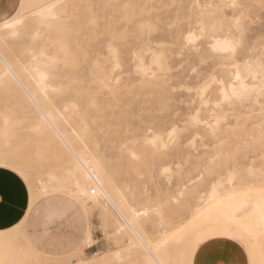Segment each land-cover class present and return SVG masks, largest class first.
<instances>
[{"label": "rangeland", "instance_id": "374dc122", "mask_svg": "<svg viewBox=\"0 0 264 264\" xmlns=\"http://www.w3.org/2000/svg\"><path fill=\"white\" fill-rule=\"evenodd\" d=\"M11 2L10 15L0 12V165L35 193L9 230L13 248L0 242V264H146L95 183L77 190L72 154L15 90L9 67L33 85L30 64L47 72L42 105L105 172L154 253L204 264L211 243L220 264H254L243 253L251 242L264 264L242 226L264 208V0ZM4 19L18 21L15 31ZM253 195L252 217H232L242 225L215 219Z\"/></svg>", "mask_w": 264, "mask_h": 264}, {"label": "bare ground", "instance_id": "6f19581e", "mask_svg": "<svg viewBox=\"0 0 264 264\" xmlns=\"http://www.w3.org/2000/svg\"><path fill=\"white\" fill-rule=\"evenodd\" d=\"M1 22H2L3 26L9 28L11 31H15L16 24L18 23V21L15 20V19H4ZM217 43H218L216 45L217 48H221V49H224V48H227V47L229 48V44L227 42H221V43L217 42ZM0 59H5L4 58V54L1 51V48H0ZM9 69L13 73V76H14L16 82H17L15 90L19 91V93L21 94V97L24 100H26L28 102V104H30L31 106H34L36 108L35 111H36V116L38 117L37 119H38V122H39V127L48 136H50L51 140L53 141V143L55 144V146L58 149H62L63 146L65 145L66 148L72 154V159H70V161L73 164V170L77 169V173H78V174H75V177H74L75 185L78 188L77 190L80 191L82 194L86 193V190H85L84 185H83V180H85V181L86 180L93 181L95 183V185L98 187L100 193H102L105 201H107V203L110 204V206L122 218L124 224L129 228L130 232L136 237L137 244L135 245L136 248L134 250L136 255L139 254L140 257L143 256V258H144L143 260H144V262L146 264H169L168 259L167 258H163L165 256L157 255L156 253L153 252V250L151 249V245H150L149 241L138 230L139 228L138 229L136 228V226H135L136 223H135V220L133 219V214H131L129 212V210H127V209L122 207L123 204L120 203L121 201L116 197V194L114 195V190H113V188H112V186H111V184H110L105 172L102 171L97 165L92 164L91 159H89L88 155L84 151H81L82 149L79 150V149H76L75 147L72 146V144L68 141L65 132L59 127V125L54 120L52 112L49 109H46L42 105V103L39 100L38 96L41 94L39 90L45 88L46 85H47L46 84V78H47L46 70L43 69L39 65L30 64L29 70L33 74V76L35 77V83L33 85H31L28 82L27 78H24V76L21 73V71H19V70H15L14 71L10 67H9ZM39 184H41V183H39ZM53 186H52V188L54 190L56 187H53ZM60 191H62V190H60ZM38 192L44 194L45 193V189L42 187V188L39 189ZM91 192H95V190L89 189V193H91ZM29 193H30V203H31V199H32V197L34 196V193H35L34 189H33V186L29 187ZM215 194H216V191H215ZM234 194H236V193H234ZM254 196L255 195H253L252 198L251 197L248 198L249 200L246 199V201H247L246 204L244 203L246 201H244L243 199H242V201H243L242 203L239 202V197H238V201H236V202L237 203L239 202L240 204L238 203V207H237V204L234 206L235 202L233 201L234 202L233 209H232V211L229 210V212H227L226 210L229 208L228 206L230 205V203L227 204L228 208L225 207L227 209H224L222 207H221L222 209H218L217 208L218 209L217 211L221 210L222 212L223 211L224 212L221 214L222 217L218 216L219 218L218 217L216 218V216H215V219H219L220 221H224V220L228 221V220H230L229 222H233V220L231 221V219L235 220V218H232V217H235V216H238V215H241V214H242L243 217H244V215H246L247 217H252V216H250V213L254 214L256 216V220L254 221V224L252 226H249L248 224H245L239 218H238L239 220L238 219L237 220L240 221V223H238L240 225H242L244 223L242 225L244 227V229L247 230L250 234H252L258 240L259 245H260V247L262 249V254L264 255V208L257 207V208H254L255 210H252V211H254V213L252 211H250V213L249 212L247 213V209L249 208L248 210H250V208L252 206V201H253V205L257 204V202L254 201ZM256 196H257V194H256ZM256 196H255V198L257 199ZM211 197L214 198L215 196H211ZM216 197H218V194H217ZM219 199H220V197H219ZM235 199H233V200H235ZM251 199H252V201L249 204L248 202ZM215 201H216V199H215ZM215 201H213V202H215ZM219 201L223 202V199H221ZM229 202H230V200H229ZM219 204H221V202ZM29 206H30V204H29ZM221 206H223V205H221ZM235 207H237V208H235ZM101 210H102V212H104V214H107V213L110 214L106 203L103 204ZM243 211H244V214L241 213ZM245 211H246V214H245ZM230 212H232V213H230ZM217 213H219V212H217ZM246 216L244 218H247ZM24 219H25V216L20 221V224H23ZM212 219H214V218H212ZM208 220H210V219L207 218V221ZM237 220H235V221L237 222ZM116 222H118V230L124 228L123 224H121L120 221L116 220ZM241 222H242V224H241ZM9 230H10V228L9 229H5V230H0V242L1 243H6L7 242V244L9 246L11 245L12 248H13L14 242H13V240L10 239ZM20 235H21V237L24 240L25 239L27 240L25 233L20 231ZM87 236H89V235L87 234ZM27 242L28 241H26V243ZM140 249H142L144 251L142 252V251H140ZM113 255L117 256L118 253L116 252ZM106 258H107V256H101V257H99L98 259H96L94 261L97 264H100L103 261H105Z\"/></svg>", "mask_w": 264, "mask_h": 264}, {"label": "crops", "instance_id": "0c3cea01", "mask_svg": "<svg viewBox=\"0 0 264 264\" xmlns=\"http://www.w3.org/2000/svg\"><path fill=\"white\" fill-rule=\"evenodd\" d=\"M12 7L13 4L11 0H0V12L10 15ZM29 204L30 193L25 180L15 171L0 165V230L9 229L18 224L24 216L26 217ZM86 233L87 230L85 234ZM248 237L252 239L249 234ZM202 253V255H204V261L202 263L204 264H220V261L223 260L224 256L220 250V246L211 243L202 249ZM243 253H245V256L250 262H252V260V263L254 264L255 262H261L259 260L261 258H259V255L251 242L247 244V250ZM194 262L196 264L198 263L197 260H194Z\"/></svg>", "mask_w": 264, "mask_h": 264}]
</instances>
